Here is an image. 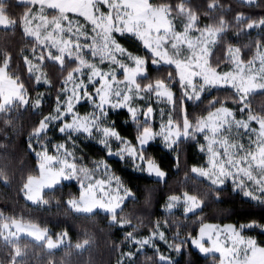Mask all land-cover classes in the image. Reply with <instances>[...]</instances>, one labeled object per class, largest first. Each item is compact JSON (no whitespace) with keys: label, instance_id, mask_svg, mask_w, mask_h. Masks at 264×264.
I'll return each instance as SVG.
<instances>
[{"label":"snow or ice","instance_id":"obj_1","mask_svg":"<svg viewBox=\"0 0 264 264\" xmlns=\"http://www.w3.org/2000/svg\"><path fill=\"white\" fill-rule=\"evenodd\" d=\"M21 3L28 10L19 30L25 38L35 41L41 52L49 53L44 60L54 54L59 63L61 58L68 61L76 54L85 63L81 57L83 48L92 49L93 54L102 58L112 56L114 33H134L156 62L171 65V75L182 87L185 100L179 110L180 119H176L171 114L176 108L174 90L167 82L157 81L154 93L160 103L171 105V110L165 116L164 108H160L159 124L144 127L141 137L127 151L149 173L163 176L159 165L143 156V145L156 137L173 148L194 141L205 157L202 165H194L196 174L216 186L230 180L232 188L247 197L250 204L264 208V100L257 104V98H264V9L256 12L259 0H237L227 5L221 0H204L201 7L207 16L194 12L189 0L158 3L156 0H21ZM175 15L185 17L182 28L173 24ZM222 16L226 19H221ZM208 19L215 23L201 24ZM80 21L86 22L87 30ZM0 26V31L18 28L15 21L3 15H0ZM217 48L222 49L227 61L223 70L214 63ZM142 63L137 58L115 75L99 68L91 69L95 72L94 89L69 81L67 99L61 110L65 121H79L83 126L94 119L77 115L73 105V100L93 92V98L101 104L118 100L134 117L136 106L129 103V95L120 91V77H124L123 83L127 86L141 70ZM208 88L217 89L218 95L206 97ZM16 101L27 102L23 86L11 75L9 64L0 63V111ZM189 101L202 104L198 115H193ZM156 114L155 106H148L142 112L143 118L149 121H155ZM59 152L64 153L63 157ZM40 155L41 173L30 176L25 185V195L34 203L40 202L46 183L60 179L76 167L66 145L55 153ZM125 195L115 180L99 178L82 184L79 201L72 203L76 208L101 207L115 213ZM200 204L191 193L177 192L169 197L168 211L185 206L187 214ZM130 228V225L126 228L128 245L120 264H134L142 252H151L157 264H172V253H182L185 240L206 256H217L219 264H264V243L248 235L250 230L264 228V223L254 218L239 224L203 222L174 248L167 242L166 229L158 223L143 237ZM158 240H163L164 246L156 244ZM22 241L40 245L50 253L71 246L67 230L52 233L23 215H6L0 211V245L9 249L10 264H30L29 251L22 246Z\"/></svg>","mask_w":264,"mask_h":264},{"label":"clouds","instance_id":"obj_2","mask_svg":"<svg viewBox=\"0 0 264 264\" xmlns=\"http://www.w3.org/2000/svg\"><path fill=\"white\" fill-rule=\"evenodd\" d=\"M236 2L230 0V3ZM189 3L194 12L208 15L201 7L204 0H189ZM258 9H264V0H259ZM27 10L21 0H0V15L18 25L14 31H0V63L9 64V71L22 84L27 101H16L0 111V199L52 233L67 230L71 245L50 253L40 245L22 241V246L29 251L30 264H120L123 250L128 245L126 228L129 225L130 230L141 237L151 232L157 223L162 225L167 231L168 244L174 248L203 222L239 224L254 218L264 223V208L250 204L247 197L232 188L230 180L216 186L196 174L194 165H202L205 157L194 141H186L173 148L156 137L143 145V156L159 165L163 176L149 173L127 151L141 137L144 127L159 124L160 108H164L165 116L171 110V105L160 103L154 93L153 86L157 81H165L173 88L176 108L171 114L180 119L179 110L185 96L171 75V65L156 62L136 35L127 31L114 33L112 56L102 58L93 54L92 49L83 48L81 57L85 63H81L76 54L68 61L61 58L59 63L54 54L44 60L43 57L49 53L41 52L37 43L25 38L19 30ZM172 22L177 28H182L185 17L175 15ZM80 23L87 30L86 22ZM205 23L215 21H201L202 25ZM137 58L143 63L139 65L141 70L135 79L124 86V77H120V91L129 95V103L136 106L134 117L118 100L101 104L93 98V92L73 100V105L77 115L94 119L83 126L79 121H65L61 110L67 99L69 81L94 89L95 72L91 69L99 68L115 75L125 66H131ZM214 63L222 70L227 65L220 48L215 51ZM204 95L216 96L218 90L208 88ZM229 98L238 103L236 98ZM148 106L157 109L155 121L145 120L142 116ZM189 106L195 116L202 104L189 101ZM64 145L70 150L75 169L46 183L40 202L34 203L26 197L25 185L30 176L41 173L40 153H55ZM58 155L63 157L64 153L59 152ZM99 178L115 180L126 193L115 213L101 207L76 208L72 203L79 201L82 184L87 185ZM177 192L196 196L201 202L200 207L187 214L185 206L169 212V197ZM248 235L264 243V228L250 230ZM156 244L164 246V241L158 240ZM243 252L241 249V255ZM9 255L7 247H0V264H10ZM172 255V264H219L217 256H206L186 240L183 252H173ZM134 264L157 262L151 252H142Z\"/></svg>","mask_w":264,"mask_h":264},{"label":"trees","instance_id":"obj_3","mask_svg":"<svg viewBox=\"0 0 264 264\" xmlns=\"http://www.w3.org/2000/svg\"><path fill=\"white\" fill-rule=\"evenodd\" d=\"M221 3H230V0H221ZM261 10L260 9H256V12L259 13ZM1 27V26H0ZM261 101V98H257V104H259ZM2 195V194H0ZM0 211H3L6 215H11V214H15V215H22L20 213H18L17 211H14L12 208V205L9 204H5L3 199H0ZM27 218V217H25ZM3 245H0V247H2Z\"/></svg>","mask_w":264,"mask_h":264},{"label":"rangeland","instance_id":"obj_4","mask_svg":"<svg viewBox=\"0 0 264 264\" xmlns=\"http://www.w3.org/2000/svg\"><path fill=\"white\" fill-rule=\"evenodd\" d=\"M2 27V26H1Z\"/></svg>","mask_w":264,"mask_h":264}]
</instances>
